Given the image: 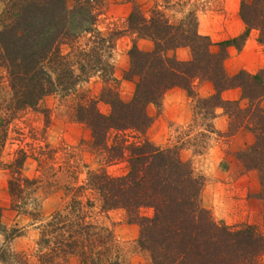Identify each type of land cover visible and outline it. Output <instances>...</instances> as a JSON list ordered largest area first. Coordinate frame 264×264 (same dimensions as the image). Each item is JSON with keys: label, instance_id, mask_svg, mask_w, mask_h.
I'll return each instance as SVG.
<instances>
[{"label": "trees", "instance_id": "16d2710c", "mask_svg": "<svg viewBox=\"0 0 264 264\" xmlns=\"http://www.w3.org/2000/svg\"><path fill=\"white\" fill-rule=\"evenodd\" d=\"M0 3V89L4 81L8 89L7 95L0 92V153L10 122L19 111L41 113L48 122L45 97L73 95L72 117L89 130L90 149L101 163H127L123 174L112 175L103 168L89 170L83 183L65 184L69 198L41 218L40 204L32 195L41 179L23 173L30 155L19 148L10 164L7 188L10 208L37 223L36 262L2 247L21 231L7 227L1 205L0 235L5 242L0 245V262L125 264L113 230L92 218L91 208L98 202L103 210H124L128 221L138 225L136 244L147 253V264H259L264 256V232L251 224L230 227L215 220L201 201L204 175L181 156L186 142L161 147L148 139L146 131L152 123L148 106L160 107L166 91L174 87L194 99V115L203 128L201 136L219 133L213 120L221 108L228 118V136L241 129L253 134V142L236 151L235 158L241 172L257 175L256 197L264 207V69L229 74L224 64L228 46L239 47L238 41L251 29L257 30L259 42L264 41V0H240L238 14L244 31L218 42L198 31L197 11L191 0H156L148 13L131 0L122 31L149 40L152 47L144 50L134 41L127 51L123 78L134 81L127 101L119 96V80L110 60L114 40L122 31L104 36L97 29L104 0ZM170 9L180 15L172 18L167 13ZM181 47L189 49V58L175 55ZM94 74L103 82L98 98L79 90L80 83ZM195 81L209 82L213 91L199 96ZM233 88L240 90L239 98L224 99L222 92ZM98 101L109 106L108 113L100 111ZM204 149L205 145L195 152ZM36 150L42 166L58 159L57 150L49 144ZM70 157L58 168L75 179L77 167ZM141 208L152 209V214L141 215Z\"/></svg>", "mask_w": 264, "mask_h": 264}, {"label": "rangeland", "instance_id": "374dc122", "mask_svg": "<svg viewBox=\"0 0 264 264\" xmlns=\"http://www.w3.org/2000/svg\"><path fill=\"white\" fill-rule=\"evenodd\" d=\"M134 1L148 13V9L156 0ZM192 2L197 11L198 31L208 35L213 42L238 36L244 31L245 26L238 14L240 0H191ZM131 5V0H104L97 20L99 32L107 36L112 31L124 30ZM1 10L0 3V12ZM167 13L169 16L173 15L172 18L180 15L174 9L168 10ZM134 41L141 49L148 50L152 47L149 40L136 38L135 34L122 31L114 40L110 57L114 65V76L119 80V96L125 101L131 98L134 91V81L123 78V71L128 62L127 51ZM238 44L239 47L233 44L227 48L228 56L224 64L229 74H234L240 69L247 70L244 64L255 70L257 65L264 63V41H258L257 30L251 29L246 38L241 42L239 40ZM175 55L180 59H187L190 51L187 47H181L175 50ZM208 84L210 83L195 81V90L199 96H206L213 91L207 90L205 85ZM102 85L100 76L94 74L80 83L79 90L98 98ZM2 87L1 94L7 95L5 81ZM178 90L182 91V96L177 94ZM227 93L226 95H232V92ZM239 96L240 92L238 98ZM73 100V95L62 98L58 94H51L45 97L44 104L50 111L48 122L41 113L30 109L19 111L10 122L9 135L0 153V205L4 209V221L7 227H17L21 231L8 242L0 235V245L5 242L2 247L8 248L10 252L24 253L31 263L36 262L37 223H32L28 215L10 208L11 198L7 188L11 174L10 164L19 148H24L30 155L24 163L23 173L30 178L41 179L39 187L32 193L40 204L41 218L49 216L56 207L69 198L65 194V184L83 183L89 170L103 168L112 175L123 174L127 170L125 161L106 165L101 163L90 149L89 130L72 117L70 106ZM193 106L194 99L183 89L174 87L167 90L160 107L152 104L148 106V112L152 117V123L146 131L148 139L161 147L186 142L180 150L181 156L192 163L196 172L204 175L205 184L201 192V201L212 217L230 227L246 223L255 225L259 231L264 232L263 202L256 197L259 181L255 172H241L235 152L243 148L233 149L231 144L233 135L226 134L228 118L225 130L217 128L213 120V125L219 133L201 136L203 128L194 115ZM98 108L103 113L109 111V106L101 101H98ZM217 111L218 115L223 114L221 108ZM194 116L196 121L193 120ZM45 144L57 150L58 159L42 166L35 153L36 148ZM203 145L205 149L201 153L195 152V149ZM68 156L70 160H74L73 163L77 167L75 179L66 176L67 174L58 168L62 160H66ZM49 182L57 185H49ZM139 211L141 215L152 214L150 208H141ZM91 214L94 220L113 230L121 246L125 264H147L149 260L147 253L140 250L136 244L139 227L136 223L128 221L124 210H103L96 202L91 208ZM259 264H264V256Z\"/></svg>", "mask_w": 264, "mask_h": 264}, {"label": "crops", "instance_id": "0c3cea01", "mask_svg": "<svg viewBox=\"0 0 264 264\" xmlns=\"http://www.w3.org/2000/svg\"><path fill=\"white\" fill-rule=\"evenodd\" d=\"M182 49H184V48H182ZM257 66L258 67H256L255 70H253V69H249L248 65L244 64V68H246L247 70H250V72H253V73L256 72L257 70L264 69V63L257 65ZM205 86H206L207 90H209V91L212 90L211 84H208ZM227 92H232V95H226ZM239 92L240 91L238 88H233V89L224 90L221 95L223 98H226V99H235V98L237 99ZM178 93H179V95L181 94V96H182L181 90H178L177 94ZM214 123H215V126H217V128H219L221 130H225L226 126H227V117L224 114L219 113V115L214 119ZM253 140H254V137H253V134L251 132L244 130V129H241L235 135H233V137L231 139V144L233 145V149H240V148H244V147H247L248 145H250L253 142Z\"/></svg>", "mask_w": 264, "mask_h": 264}]
</instances>
